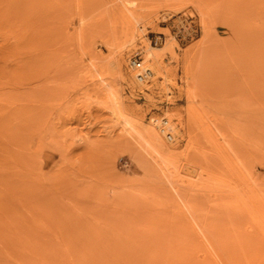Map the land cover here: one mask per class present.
I'll return each mask as SVG.
<instances>
[{
    "label": "rangeland",
    "instance_id": "rangeland-1",
    "mask_svg": "<svg viewBox=\"0 0 264 264\" xmlns=\"http://www.w3.org/2000/svg\"><path fill=\"white\" fill-rule=\"evenodd\" d=\"M0 264H264V0H0Z\"/></svg>",
    "mask_w": 264,
    "mask_h": 264
},
{
    "label": "bare ground",
    "instance_id": "bare-ground-1",
    "mask_svg": "<svg viewBox=\"0 0 264 264\" xmlns=\"http://www.w3.org/2000/svg\"><path fill=\"white\" fill-rule=\"evenodd\" d=\"M26 1V0H25ZM24 2V1H23ZM35 3H36V1H34ZM32 3V2H31ZM38 3V2H37ZM36 3V4H37ZM10 5V4H9ZM8 5V6H9ZM32 5H34V4H32ZM31 4H30V8H32L31 10H33V7H31L32 6ZM60 6V5H59ZM9 7H11V6H9ZM8 7V8H9ZM26 7L29 9V7L27 6V4H26ZM7 8V7H6ZM35 9L37 8V7H34ZM37 10V9H36ZM28 11V10H27ZM29 11H30V9H29ZM28 11V13L30 14V12ZM35 12V11H34ZM5 13V12H4ZM3 13V14H4ZM40 13V12H39ZM38 12H37V14H39ZM129 13V18H130V20H129V27L127 26V28L126 29H124L121 33H120V37H121V39H123L125 42L127 41V42H129V41H131L132 40V38H133V36H134V32H135V30H136V28H135V26H133L132 24L133 23H136L137 22V19H136V17H135V15H133L131 12H128ZM7 14V13H6ZM32 12H31V16H32ZM2 15V14H1ZM8 15V14H7ZM10 15V14H9ZM8 15V16H9ZM6 17V16H5ZM38 16H36V18H37ZM128 24V23H127ZM114 36H116V35H114ZM113 37V36H112ZM114 38V37H113ZM118 38V37H117ZM165 48V47H164ZM152 49H154V48H152ZM156 49V48H155ZM161 49V48H160ZM150 55H151V57L153 58V62H152V68L150 69V68H145L144 66V69H143V71H139V70H137V71H135V70H133L135 73H137V75H136V80L139 82V83H141V85L143 84V83H145V82H148V80H149V78H153L154 76H156V75H158L160 72H161V67H160V64L158 63V55L157 54H155L154 52H150ZM258 58V57H257ZM256 58V59H257ZM160 62V61H159ZM257 65L259 66V65H262V57L260 56L258 59H257ZM144 71H146V77L145 78H147V79H145L144 78V75H143V72ZM160 75V74H159ZM163 76V75H162ZM155 78V77H154ZM111 95L112 96H114L112 93H111ZM111 96V97H112ZM116 100V99H115ZM115 103V102H114ZM117 103V102H116ZM119 112L121 113V110L119 109ZM122 114V113H121ZM116 115V114H115ZM124 116V115H123ZM2 117V116H1ZM120 118V117H119ZM4 120V119H3ZM163 124H168V122L167 123H163ZM124 141V140H123ZM147 142V144L150 146V145H154V144H156L158 147H159V149L160 148H162V144L160 143V139L158 138V136L153 132V131H149L148 132V135H147V140H146ZM128 143V142H127ZM217 159L221 162V163H223L222 162V159H221V157L219 156V155H217ZM224 159V158H223ZM227 166V165H226ZM20 184V183H19ZM4 205V204H3ZM6 206V205H5ZM12 206V205H11ZM9 215H10V213H9ZM189 229H188V232H189V234L192 236V238L193 239H197V236H196V233H195V230L193 229V227H191L190 225H189V227H188ZM11 233V232H10ZM194 241V240H193ZM196 241H198V239L196 240ZM195 241V242H196ZM104 261V260H103Z\"/></svg>",
    "mask_w": 264,
    "mask_h": 264
},
{
    "label": "built area",
    "instance_id": "built-area-1",
    "mask_svg": "<svg viewBox=\"0 0 264 264\" xmlns=\"http://www.w3.org/2000/svg\"><path fill=\"white\" fill-rule=\"evenodd\" d=\"M181 17V15L179 16V18ZM129 63V67L135 71L139 70V71H143L144 67H143V63L144 60L142 59V57H140L139 55L131 57L128 61ZM144 78L146 77V71L143 72ZM147 79V78H145ZM163 123H167V121L163 122ZM161 132L165 135V138L170 142L174 141V135L172 133V129H170L168 127V124H164Z\"/></svg>",
    "mask_w": 264,
    "mask_h": 264
}]
</instances>
